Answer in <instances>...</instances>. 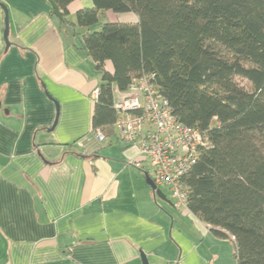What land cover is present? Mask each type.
Listing matches in <instances>:
<instances>
[{
    "label": "crops",
    "instance_id": "obj_1",
    "mask_svg": "<svg viewBox=\"0 0 264 264\" xmlns=\"http://www.w3.org/2000/svg\"><path fill=\"white\" fill-rule=\"evenodd\" d=\"M0 1V264H237L233 236L155 194L138 145L93 130L102 72L50 1Z\"/></svg>",
    "mask_w": 264,
    "mask_h": 264
},
{
    "label": "trees",
    "instance_id": "obj_2",
    "mask_svg": "<svg viewBox=\"0 0 264 264\" xmlns=\"http://www.w3.org/2000/svg\"><path fill=\"white\" fill-rule=\"evenodd\" d=\"M52 1L102 72L93 130L112 135L116 102L148 76L209 139L182 178L188 209L233 236L237 264H264V0H91L75 22L76 0ZM126 12L137 20H120Z\"/></svg>",
    "mask_w": 264,
    "mask_h": 264
},
{
    "label": "built area",
    "instance_id": "obj_3",
    "mask_svg": "<svg viewBox=\"0 0 264 264\" xmlns=\"http://www.w3.org/2000/svg\"><path fill=\"white\" fill-rule=\"evenodd\" d=\"M99 93V87L94 88L92 98L97 100ZM116 110L119 137L140 147L157 187L167 188L175 205L188 209L189 192L182 178L198 160L200 149L208 146V136L181 123L148 76L131 85L129 93L116 102ZM98 134L101 140L105 138Z\"/></svg>",
    "mask_w": 264,
    "mask_h": 264
},
{
    "label": "water",
    "instance_id": "obj_4",
    "mask_svg": "<svg viewBox=\"0 0 264 264\" xmlns=\"http://www.w3.org/2000/svg\"><path fill=\"white\" fill-rule=\"evenodd\" d=\"M50 3L53 6V10H54V14L59 17L60 19L63 18V13L60 10V8L58 7V5L56 3H54L52 0H49ZM0 5L4 8L5 13H6V28H5V40H6V46L7 48L10 46V40H9V32H10V18H9V13H8V7L0 1ZM147 179L149 184L151 185L152 189L155 191V194L158 195L159 197L163 198V199H167L166 194L162 191L161 188L157 187V185L154 183L152 177L150 175H147ZM142 259H143V264H149L148 258L146 256L145 253H142Z\"/></svg>",
    "mask_w": 264,
    "mask_h": 264
},
{
    "label": "rangeland",
    "instance_id": "obj_5",
    "mask_svg": "<svg viewBox=\"0 0 264 264\" xmlns=\"http://www.w3.org/2000/svg\"><path fill=\"white\" fill-rule=\"evenodd\" d=\"M130 13V12H128ZM122 13H120L121 15ZM115 16H117L118 14H114ZM109 18H111V16L109 15ZM114 18V17H113ZM103 20L100 19L99 22L93 27V29H96L100 26V24H102ZM235 80L243 87H245L247 90H251L252 89V86H251V83L246 79V78H243L241 76H236L235 77ZM164 189V188H162ZM164 191L167 192L166 189H164Z\"/></svg>",
    "mask_w": 264,
    "mask_h": 264
}]
</instances>
